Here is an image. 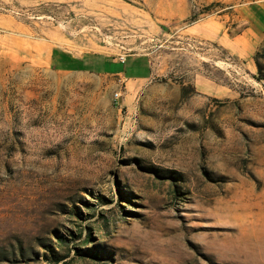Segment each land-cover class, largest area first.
<instances>
[{
  "label": "rangeland",
  "instance_id": "rangeland-1",
  "mask_svg": "<svg viewBox=\"0 0 264 264\" xmlns=\"http://www.w3.org/2000/svg\"><path fill=\"white\" fill-rule=\"evenodd\" d=\"M247 1L0 0V264H264ZM55 46L151 75L56 70Z\"/></svg>",
  "mask_w": 264,
  "mask_h": 264
},
{
  "label": "crops",
  "instance_id": "crops-1",
  "mask_svg": "<svg viewBox=\"0 0 264 264\" xmlns=\"http://www.w3.org/2000/svg\"><path fill=\"white\" fill-rule=\"evenodd\" d=\"M235 18L241 25L239 37H247L250 43L245 47L250 50L261 37H264V0H250L244 3H238L235 7ZM66 53L70 56L72 62L82 63L85 66L93 67L94 64H99L98 69L102 74H117V76L125 79H148L151 75L150 58L145 54L129 53L122 62L117 58L112 60H101L97 55L76 56L64 48L53 47L47 55V64L51 67L59 62L60 55ZM52 68V67H51ZM65 72H78L82 70H65L56 69Z\"/></svg>",
  "mask_w": 264,
  "mask_h": 264
},
{
  "label": "trees",
  "instance_id": "trees-1",
  "mask_svg": "<svg viewBox=\"0 0 264 264\" xmlns=\"http://www.w3.org/2000/svg\"><path fill=\"white\" fill-rule=\"evenodd\" d=\"M72 59L70 56L66 53H63L60 55L59 62L53 64L51 67L53 69H65V70H83V71H95V72H100V69L97 67H89L83 65L81 62L80 63H74L72 62Z\"/></svg>",
  "mask_w": 264,
  "mask_h": 264
},
{
  "label": "built area",
  "instance_id": "built-area-1",
  "mask_svg": "<svg viewBox=\"0 0 264 264\" xmlns=\"http://www.w3.org/2000/svg\"><path fill=\"white\" fill-rule=\"evenodd\" d=\"M125 57H126L125 54H120V55L118 56V59H119L120 61L124 62V61H125ZM116 97H119V94H118V93H116Z\"/></svg>",
  "mask_w": 264,
  "mask_h": 264
}]
</instances>
